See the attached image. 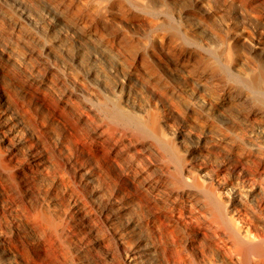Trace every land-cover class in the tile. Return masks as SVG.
Segmentation results:
<instances>
[{
  "label": "rangeland",
  "instance_id": "1",
  "mask_svg": "<svg viewBox=\"0 0 264 264\" xmlns=\"http://www.w3.org/2000/svg\"><path fill=\"white\" fill-rule=\"evenodd\" d=\"M27 1H28L29 7L32 8L33 10L34 9H41L43 7L52 8V10L55 13H57L61 16L63 23L67 24L68 26H72L73 28L76 27L75 29L80 35H86V34H90V33L95 34V32H96V34H95L96 38L94 37V39L92 40V41H94L93 42L94 44L93 43H87L85 45V47H86L85 51H84V53L86 52L85 54H89L90 50H91V52L98 51L97 49L102 50V51L106 50L105 52L111 58L113 56V58H112L113 60H114V58H115V60H116V58L118 59V57L122 60V63H121L122 67L121 68L124 71V73H128V72H130L129 70H131L132 68H134V69L136 68L137 70L136 69L135 70L133 69V70L136 71V74L138 75L139 80H136L133 85L138 89V91L140 90L139 92L143 93L144 98L147 99L149 104L147 103V101H145L146 110H147L149 115L151 114L150 117H152L154 120H156V117H157V121L158 120L160 121L164 114L165 115L168 114L167 113L168 110L163 109V107L160 108L161 100H163L165 103L167 102L166 103L167 105L171 106L172 108H175L178 111V117L174 118V121H173V124L175 126H181L183 121L188 120V122L191 123L190 128H194V130L196 132H198L199 134L205 133L206 130H209V132L212 134L214 133L213 135L210 133L207 134L206 140H207V143L209 144V146L212 147V149H210V151L211 150L212 151H211L210 155L208 156V158L205 157L206 161L204 160V162H207L206 165L209 166V170H211L212 172L214 171V173H216V176H215L216 178H215L213 183H214V186H217L216 187L217 190H216V188H214V189L216 191H219L218 193L220 196H221L220 193H223V195L221 196L222 200L226 199L225 194L227 192H228L227 194L231 193L230 189L232 188L233 185H236V184L242 185L243 184L244 186L245 185L248 186V188L254 192L257 199L260 198L264 202V188L260 189V186H264V172L262 171V173H261V172L254 171L255 173H252L251 175H243L244 173H242L241 171H238V170H234V168H233L234 165L236 164V162L241 160V159H239V158H242L240 156H244L243 157L244 159L242 158L244 160V162L246 160L249 161V163H246L247 161L245 162L247 164L246 166H249L253 163L252 166H250V167H252L251 169H253V170H255L256 166H259L261 164L264 165V150H263L264 147H263V149L259 148L258 150L255 149V151H253L254 148L252 147L251 142H249L250 140L247 139V141H246V136L248 138V135H244V133L250 134L252 129L254 130L257 128L256 126L264 123V95H263L264 92L262 91L260 93L261 89L264 90V88H262L264 86V85L262 86V84L264 83V78H262L263 76L261 77V75H259V76L257 75L259 77V79H258V77L256 76V74H260V73L263 74L264 73V63H263V61H261L258 57H256L251 52V48L249 45L247 46V44L244 45V43H240L237 46H233L232 49L229 46H226L227 45L226 44L225 45L226 47H223V48H225V51L223 50V48H221V44L224 45L223 42L226 41L225 37H227V35H228L227 34L228 30L222 25V23L224 21H226L232 25L241 24L243 26L245 24L244 25V27L246 28L245 30L248 31L247 33L250 36L251 35L253 37L256 36V38L264 36V6H263L264 0H258V1L257 0H205L214 14H207L204 10L199 9L195 5L194 0H178V1L177 0H147V3L145 4L146 6L145 5H139L140 3H138L137 1H135L136 3H134L132 0H27ZM103 1H105V4H107V6H108L107 11H106L107 14L105 12H103V13L100 12L101 11L100 5L102 3H104ZM261 2L263 5L261 4ZM30 4H31V6H30ZM136 4H138V6ZM150 5H152V6H150ZM0 6H1L0 7L1 8V10H0V21H1L0 37H1V39L4 41L12 40V41H14V43L15 42L17 43L19 41L18 43L24 44V42H25L29 46L27 44H24V45H26L31 50L33 49L32 51L34 53L33 58L29 59L28 62L26 61V64L23 65L24 68L18 67L12 62L5 63L4 73L6 76L4 75V78H3L4 80L1 84L5 88V90L7 91V94L9 96L10 100L12 101L11 103L16 107V109L18 108L19 113H21L22 117H24V120L26 121V123L28 125L30 124L31 125V126L29 125L30 127H33L32 129H34L35 132H37L36 134L39 133L37 135L38 139H36L37 142L36 141H34L35 143L33 142L34 145H37L39 143L38 145L42 146L43 149L45 150V155H44L45 158L42 160L43 162L40 163L42 168H41L40 164L36 165L35 163H33L31 161V159L25 154L21 155L22 157L21 156L19 157V158H21V160L18 159L19 161L17 160L13 163L10 160H4L3 159L4 157H2L0 155V157L3 159V161H8V163L6 162L8 164L6 166H5L4 162L2 163V165L4 164L3 169H4L5 173L7 172L8 175H7V173L5 174L3 172V170H0V176L2 175L1 174L2 172L4 175V179L0 177L2 179V180L0 179V181H1V183H3V182L6 183V184L3 183V186H5V187H8V184H9V187L7 189L4 187L6 190H10V191H7L8 193L10 192L9 195L11 193H14V194H11V195H13L12 196L13 198H15L14 195L16 196V194H17V196L20 195L21 198L19 196H18V198L16 197L18 199V201L20 202L19 198L20 199L24 198V200H25V197H23V196L26 195L27 190L30 191L29 192V201L26 199V201H21L19 204L21 206L20 208H22V206L23 207L25 206L24 209L22 208L23 212L28 213V211L26 212V209L29 211H30V209L34 210L35 208H37L38 211L40 209L41 210L45 209L43 206H41V207L39 206L40 202H39V199L37 198V197H39L38 195L42 191L45 192V194L44 193L42 194L45 196L47 194V190H49L51 187L55 192H57L56 190H58L57 193L61 194V193H63L65 187L68 186L70 189V192L68 195L66 194L67 197L70 198V195L72 193L77 194L78 192H80L81 194L78 193L80 195L79 196V202L81 203V204L79 203L80 204L79 207L84 211L85 214H88V215L92 214V213H90L89 210L93 211L96 209L94 211V213H95V216H97L96 212L99 210L98 208L105 206L104 204H105V202H107V198H110V196L112 195L110 193H114V191L116 189L121 188V190H122V189L127 188L128 189L127 191L122 190L124 193L120 194V197H119L120 201L123 199L122 196L125 197L126 194L131 193V195H135V203L137 204V206H135V203H134L133 207H135V208L131 207L130 209H128L127 212L121 214L120 218H119L120 220H118V223L120 225H122V223H124L125 219H128V218L134 216V217H137L136 219L138 220V224L141 226L140 227L141 230L139 231V233H137V234L133 233L132 236L128 239L129 241L127 243H128L129 247H134L135 245L143 244L145 241H147V242L151 241L150 244H153L154 247H155V244L157 247L158 246L160 247L161 244L163 245V243H164V245L162 247H164L166 245L169 247V243H172L174 241V243H175V245H177V247H178V245H179V247L180 246L182 247L181 249L179 248L180 251H182L184 248V252L182 251L183 252L182 253L183 259L187 258V256L191 257V258H187L186 262L184 260L182 264H186L187 262H188V264H190V262L191 263H195V262L196 263H203V262H201L200 257L198 258V257L192 255L191 250H189L188 248L185 247L186 246V245H184L185 239L183 240V238H185V234L183 233L181 228L176 225V221L174 219H171V216L169 214H171V212H172V207L169 204V201L166 200V199H168L167 197H168L169 193L174 191L173 190L174 188L172 187V185H170L173 181L172 182L170 181V180H172V177H170L169 173L171 172V175L173 174V177H174V174H176L177 170L179 168H181V166L184 165L183 162L185 160L184 159L185 157H184L183 149L180 147V145L179 144L177 145L172 137L170 139L169 136H171V135L169 134L168 130L163 128L164 133L163 132H161V133L165 134V135H161V136L166 137V139H164L162 137L164 139V141L165 140L166 141L163 142L161 145H163V144L166 145L167 143L168 144L171 143L170 145H173L175 143L177 147L175 145H173L172 147L175 146V148H173V149L169 145V149L171 148L172 151H174V152H176V150L178 148V150H177L178 155H177V157L175 156V159H176L175 161H177L179 159V161H178L179 163L176 164L178 166V169L173 165L176 163L175 161H174L175 163H173L172 165H171V163H169V161L172 162L173 159L170 160V158L167 157V156H169V154L167 152L168 146L166 145L165 151L163 150L164 148L161 149V150H163V152H167V153H165L167 158L165 157V155L163 157H161L164 160V161L161 160V162L162 161L164 162V163L163 162L161 163V166H163V164L165 165V162L168 159H169L167 161L168 163L167 162L166 163L168 165L169 164L171 165V170L168 173V175L170 177L169 178L166 174L161 175L158 172H156V168H157L156 166H158V164H160L159 163L160 161H158L156 159L153 151L151 152V150L148 147H144L146 145L141 146V144L152 142V139L154 141V137L151 136L152 135L151 133H148L146 131H145V133L139 131L138 132L139 134H138L135 127L132 124L125 121L127 119V117H129V119H133L134 115L131 114L132 110H128L130 108H128V106L125 105V103H123L120 98L115 97L116 99H114V98H113V100L109 99L111 103L109 102V103H107V105H105V103L108 102V101H106V99L102 100L99 103L98 102L96 103L94 101L93 102L94 104L93 103L91 104V101L89 99H87V97L83 98L82 95H80V97H79V95L77 93H75V94H77L78 96H75V94L73 93L71 95L72 97L68 96L70 98H65V99H70V100H68V101H70V102H68L69 104L68 103L64 104L67 101L66 100L63 102V99H62V95H63L64 91H66L68 89V87H70V88L72 87V89H74V88H73V82H71L67 76H63L64 75L63 71L60 68H58V70L55 68L51 69V71L54 73H51L53 75L50 76V81L47 83L42 82L43 74H45L46 70L50 68L49 67L50 65L48 64L49 62H47V60H45L41 57V54H42L41 53L42 52V45L41 44L47 41L46 38L47 39L49 38L48 41H51V39L53 40L55 38V36H54L55 34H50V35L48 34L47 35L46 33L42 32V31L40 32V30L34 29L33 26L30 24L23 25L18 32L14 33V28H13L14 22H15V20L17 21V19H18V14L16 13L17 11L10 4L9 5L3 4ZM156 6L159 8H156ZM178 6H179V8H178ZM160 7H161V9H160ZM180 7H181V9H180ZM159 9L161 11H159ZM181 10L187 11L189 16L180 20V19L176 18L177 16L175 15V13H177L178 11H181ZM104 13L107 15V18L104 17L105 16ZM172 14L175 17H173ZM193 15H195V16H193ZM195 18L197 20H202V21H205L208 23L207 26L210 29V31H212V35H214V34L216 35V36L214 35L213 37L215 38V41L217 42V45L219 47H217L215 45L214 47H212L213 49L212 48L208 49L209 47L202 44V41L189 31L188 26L192 25V23L194 21H196ZM106 19H107V21H106ZM184 19H186V20H184ZM127 23H129V24L134 23L133 24L134 27H131ZM86 31H88V32H86ZM157 35L161 36L162 39H160L161 37H159V36L157 38H155V36H157ZM163 37L166 40L164 42H163V40H164ZM39 38H41V39H39ZM66 38L69 39V37H65L64 39L66 41H63L64 44H67L68 46H70L73 43V46H75V47L73 48L72 46H70V49L71 50L73 49L72 51H76L77 46L75 44L73 36H70L71 39H69V41ZM42 39L43 40L45 39L46 41H43ZM157 39H160V40H157ZM195 39L199 40V42L196 41ZM38 41H39V43H38ZM161 41L163 42L162 44H161ZM221 41H223V42H221ZM196 42H198V43H196ZM220 42H221V44H220ZM95 43H96V46H95ZM194 43H196V45ZM58 47L59 46L55 47V50L58 51L59 50ZM202 47L204 50L202 49ZM205 47H207V48H205ZM216 47L219 48L218 51L219 50L221 51V49H222V51H221L222 54L220 53V51L215 53V50L217 49ZM87 48H89V49H87ZM226 48H230V51H229V49H226ZM241 49H243V50H241ZM213 50H214V52H213ZM249 51H250V53H249ZM238 52H240L241 54L243 53L244 55L243 54L241 55L240 53L238 54ZM218 53H220L221 55H219ZM234 54H236L238 57L239 56L245 57L244 59L248 62L247 67L249 66L248 67L249 71H251L253 74L255 73V75L250 73L252 76H254V78L252 76H250V77H252V80L250 78L249 81L245 82L246 80L243 78V80H245L244 83L245 84L247 83L246 87H244L245 86L244 83L241 84L242 82H240V80H237L240 77H238L237 75L234 76L235 73L231 70V68H230L231 65H228V66L226 65L227 62L229 63L230 59L233 62L235 60V59L233 60V58H237V56ZM227 55H230L231 57H229V56L227 57ZM224 56L227 57L226 58L227 60L225 59ZM232 56H233V58H232ZM157 58H158V60H157ZM222 58L224 59V61ZM160 62H161V64H159ZM162 64L168 65L171 67H173V66L179 67V68L185 67L184 68L185 74L187 76H192V78L194 77L193 81L190 84L191 87L197 86L196 85L197 79H199L200 81L202 80L203 82L202 81L201 82L205 86L203 88L202 94L204 97L206 96V99H207V97H208V99H211V100H214V99L216 100L217 98L219 100L227 99L228 101L226 103V107L231 112L230 113L232 116L231 121L225 122L226 123L225 124L223 121L218 119V117H216L212 113H210L209 110L201 108V107H199V108L194 107V111H193L192 110L193 107L190 105L191 104V102H190L191 101L190 100L191 95L186 94V93L180 94V92L176 91L175 82L164 72V70L162 68ZM249 64H252V66ZM261 64H262V66H261ZM103 65L106 68V70H108V65L106 63H103ZM32 67H34V68H32ZM36 67L37 68L39 67V70ZM25 68H26V70H25ZM229 68H230L231 72H229ZM31 69H34L35 71L36 70L37 71L35 72L33 70V72H31ZM75 69H77V71H78V68H75ZM138 70L141 71L139 74L137 73ZM77 71L75 70L74 72L77 74ZM80 72L81 71H79V73ZM256 72H259V73H256ZM81 73H80V75H81V77H83L84 82L86 81L85 79H87V81L85 82L87 84L90 80L88 78H85V76L82 75ZM80 75H78V76L80 77ZM107 75H109L107 77L110 78L109 80L107 79V81L112 83L113 82V77H112L113 75H111L109 73H107ZM260 77L263 80H261ZM60 80H61V82H60ZM243 80L241 79V81H243ZM200 81H198V82H200ZM252 81H253V83L256 82L255 85L259 84L262 87L259 88L258 85L255 86L254 84H251L250 82H252ZM257 82H259V83H257ZM71 83H72V86H70ZM248 84H250V85H248ZM248 86H249V88H247ZM251 86H253L252 91L250 90ZM29 88L32 90L31 92L27 91ZM230 88L231 89L234 88V89L231 90ZM37 89H40L43 92V93L41 92V98H38L36 96L35 92H38V91H36ZM40 90H39V93H40ZM244 92L246 95H244ZM247 92H248V94H247ZM228 93H231V95L229 94L230 95L229 96ZM43 94L45 95V97ZM58 94H60V95H58ZM182 94H184V95H182ZM242 94H243V96H242ZM232 95H234V96H232ZM45 98H46V100H45ZM43 99H44V101H41ZM48 99H50L51 101ZM71 99H72V101H71ZM85 99H87L88 101L87 100L85 101ZM60 100H61V102H60ZM104 101H106V102H104ZM112 101H113V103H112ZM30 102H31V104H30ZM45 102H47V103L50 102V105H48ZM26 103L28 104L27 106H26ZM59 104L61 106H59ZM89 104H91L92 109L87 108ZM95 104H97V106ZM83 105H84V107H83ZM100 105H105V107L103 106L104 108H102ZM113 106H115V107H113ZM190 106H191V109H190ZM29 107H31V108H29ZM116 107H118V108H116ZM119 107L121 109L123 108L122 112H121V110L119 111ZM82 108H84V109H82ZM114 108H115V110L112 111V109H114ZM195 108H198V109H195ZM60 109H63V110L61 111ZM86 109H87L88 114H89V119L82 120L80 115L84 110H85V112H87ZM106 109H108V112L110 111L109 112L110 114L108 112H106ZM150 109L152 110L151 112H150ZM201 110L206 111L209 114V116H211V114H212V117L206 116L208 114H206L205 112H202ZM113 112H116L120 116L122 114L121 117H123V119H125V120L119 119L117 121L116 117L114 116V118H113V116H112ZM252 112H253V115L255 117H258L255 119H258V121H260V122L256 121L255 119L253 120L255 122L247 121V118L249 117L248 115H250V113H252ZM107 113L111 118H107V117H109L107 115ZM133 113H136V115H139V113L137 111L133 112ZM254 113H256V114H254ZM54 114H56V115H54ZM124 114L125 115L128 114V115L125 116ZM130 115H132V116L130 117ZM253 115L251 114V116H253ZM195 118L198 119L199 121L194 120ZM40 119L42 120L43 123L41 122ZM105 119H106V121H105ZM109 119H111V120L113 119L114 121L111 122V120H109ZM120 121H121L122 127L119 126L120 128L117 129L116 125L117 126L120 125ZM196 121L199 124L196 123ZM115 122H117L118 124H116ZM41 123L45 124V126L42 125ZM114 123H115V127H114ZM97 124H100V125H97ZM192 124L193 125L195 124V125L193 126ZM207 124L209 125V127H207ZM255 124H257V125H255ZM95 126H96V128H95ZM102 126H104L103 127L104 130H105V128H109L110 126L114 127L116 129L117 136L122 135V137L125 138L128 135H131V136H129V139L125 138L126 139L125 144L123 143L120 145L119 153L117 151H115L116 152V154H115V152L112 150L113 149V148H111L112 141H110L109 137L106 138L100 144L98 141H94V139L97 140L95 138L94 131L96 129H102L101 128ZM131 126H133V127H131ZM159 126H161V130H162V127H163L162 124ZM205 127H207L206 130L204 129ZM121 128H124V129H121ZM211 128L213 130H210ZM130 130H132V131H130ZM215 130H217V132ZM120 131H121V133H119ZM211 131H214V132H211ZM220 131H221V133H220ZM222 132L226 133L225 135H229V136H225L224 134H223L224 136L219 135V134H222ZM92 133L94 135H92ZM141 133H143L144 136ZM146 133L150 134L151 137H147L148 134H146ZM234 134H236V136H234ZM239 134L241 136L243 135L245 137L244 141L242 140V139H244V137L242 136V139H241V136H239ZM216 135H218L219 137H217ZM132 136H133V138H130ZM142 136L145 138V141H148V142H143V141L141 142V140H144V138ZM220 136H222V137H220ZM64 137H66V138H64ZM134 137L135 138L138 137V138L136 140H133V139H135ZM139 137L141 139H139ZM223 138H225V139H223ZM83 139H84V141H86V140L87 141L84 142ZM163 139H161V140L163 141ZM226 139H228V140H226ZM61 140L64 142V144H63L64 148H62V151L60 152L56 148V143L58 144L59 141H61ZM171 140H173V141L171 142ZM78 141H79V143H78ZM82 142H84V144ZM97 142H98V144H97ZM86 143H89V144H87V146H86L85 145ZM101 144H103L104 146L102 145L103 146L102 147ZM126 144H127V146H126ZM132 144L133 145H135V144L139 145L138 147H140L141 153L142 154L145 153V155L147 157L146 160H145L144 154L140 155L141 154L140 152H137V151L134 152V147ZM96 146L99 148H97ZM164 146H162V147H164ZM85 147L87 149H85ZM110 148H111V152L112 151L113 152L112 153L109 152L110 153V155H109L107 151H109ZM147 148H148V150H147ZM1 149L2 148L0 146V152L2 151ZM120 149H122V150H120ZM148 151H149V155L147 154ZM117 153H118V155H117ZM244 153L245 154L247 153V154L244 155ZM251 153L253 154V156H252L253 159L251 157V155H252ZM114 154H115V156H114ZM132 154L136 155L137 157L140 155L139 156V157H141L140 160H138L139 157L136 159V156H134ZM248 154H250V155H248ZM71 155H72V157L73 156L74 157L72 158ZM76 156L79 158H77ZM131 156H132V158H131ZM248 156H250V157H248ZM69 158L70 159L72 158L71 160H74L76 162L75 164L77 166H82L84 168L87 167V168H92V169L95 168L96 177H97V181L95 183V186L96 187H103L102 191L104 193L103 194L101 191L97 197V206L98 207L97 206L95 207L93 205V203L89 200V198H87L88 193L91 192L93 187L91 188L92 185H89L90 183L87 184L85 172H80V173L76 174L74 169L68 168L66 166V164L70 161ZM150 158L154 162L152 160H150L151 161L150 162L148 160ZM249 158L254 160V161H252V163H251V160ZM24 159H25V162H23ZM141 159L144 162V164H143V162L142 163L140 162ZM27 160L28 161L30 160V161L28 162ZM129 161H131V163ZM22 162L25 163L26 165L23 164ZM137 162H139V164ZM152 162L155 163L156 165L153 164ZM223 162L225 164H227L228 166L224 170H219L218 165L223 163ZM18 163H20V164L18 165L17 168H19V169L21 168L22 172L18 171V174L14 173L15 174V176H14L13 173H10L11 172L10 168L14 167L15 165L17 166ZM149 163L155 165V166L151 165L154 168L150 167ZM254 163H256V164H254ZM257 163H258V165H257ZM9 164H13L14 166L12 165V167H9ZM61 164H63V165H61ZM87 164H89V165H87ZM147 164H149V165H147ZM2 165L0 164V166H2ZM28 165H29V167H32V172H30L31 175H29L28 171L27 172L24 171L25 166H28ZM140 165H142V166H140ZM145 165L147 167L149 166L152 171H150L149 167L145 168ZM36 166H38V167H36ZM139 166H140V169H139ZM4 167H6V168H4ZM7 167H9V168H7ZM63 167H64V169H63ZM134 167L138 168L139 171H137V169L135 170ZM133 168H134V170H133ZM175 168H176V170H175ZM0 169H2V168L0 167ZM38 169H39V171H38ZM61 169L67 171L69 174H67L65 171H62ZM146 169H147V171H145ZM33 170H35V171H33ZM43 170L44 171L46 170L47 172L46 171L44 172ZM172 170H175L176 172L172 171ZM181 170H182V168H181ZM148 171H149V174H148ZM12 172H14V171H12ZM23 172L27 173V174H24ZM42 172H44V173H42ZM136 172H137V174L139 173L141 175L140 176H139V174L137 175ZM153 172H154V174H153ZM195 172L197 174V178H200V180L202 178L204 179L203 174L200 171H198V169H196ZM33 173H34V175H33ZM47 173H48V175H47ZM177 173H178L177 176L178 175H179V177L182 176L179 174V172H177ZM69 175H71L72 178L75 175L74 181L72 178L71 179L69 178L70 177ZM160 175H161L160 179H163L162 181L164 183L159 182L158 178L160 177ZM6 176H8V177L10 176V178H12V179H10L11 182L9 181V178L7 179ZM66 177H68V178H66ZM149 177L151 178L152 183H153V181L158 180V184L156 182L154 184H152L150 182L151 180L148 179ZM179 177H177V178H179ZM164 178H165L166 182L164 181ZM167 178L170 180L168 181ZM134 179H136V180H134ZM146 179H147V182H146ZM181 179L183 180V177ZM180 180H176V181H180ZM182 180H181L180 184L178 183L179 185L175 183L176 185L174 187L176 189L181 187V185H182V187H184L182 184V182L184 183V181H182ZM71 181L74 182L73 184H75L76 188L73 185H71L72 184ZM167 181H168V183H167ZM176 181H174V182H176ZM174 182H173V184H174ZM11 183L13 186L11 185ZM80 183H81V185H80ZM83 183H84V185H83ZM149 183L152 184L153 186L156 184L155 185V187L157 186L156 193L157 192L160 193V194L157 193V195H159L160 197H161V194L162 195L164 194L163 199L166 198L165 199L166 201L164 200L165 202L163 200H161V198L159 199V196L157 198L156 193H150L151 192L150 189L146 188V186L148 187V185H150ZM159 183H161V184H159ZM224 183L228 184L227 185L228 189H226V190H223L220 187V184H224ZM77 184H79V185L77 186ZM103 184H104V186H101ZM107 184L109 187L106 186ZM260 184H263V185H260ZM116 185L117 186L123 185V186L117 187ZM159 185H161V187ZM255 186L259 187V189H256ZM113 187H114V189H113ZM115 187H116V189H115ZM84 188H86V189H84ZM219 188H220V190H218ZM14 189H16V190L14 191ZM130 189H131V191H130ZM135 190H136V192H135ZM137 190L139 191L140 195L137 192ZM16 191H18V193H16ZM19 192H20V194H19ZM23 194H25V195H23ZM100 194H101V196H100ZM105 194H107L109 196H107V195L105 196ZM166 195H167V197H165ZM142 197H143L144 202H143V205H140L139 202L142 200ZM82 200H84V201L89 200V203H87L88 201H86V203H85ZM136 200L138 201L139 204L136 202ZM24 202H26V204ZM98 202H100L101 204ZM219 202H221V201H219ZM23 203L25 205H22ZM84 203H85V205H84ZM257 203H258V201L249 200L247 202V207H248L247 213H249V214L251 212L255 213V214L251 213L250 215L253 216L257 220V222L259 221L258 224H261V223H264V203H263V205H259ZM90 204H92L90 207L91 209L88 207V206H90ZM221 204H222V202H221ZM253 204H254V207H252ZM86 205H87V207H85ZM248 205H250L251 207H249ZM165 206L170 207V210H169V208H167ZM222 206H223V204H222ZM30 207H32L33 209ZM83 207L86 209H84ZM37 209H35V210H37ZM117 209H118V207L114 206V209H111V210L114 211ZM133 209L135 212L133 211ZM162 209H164V211H162ZM47 210L48 209H45L44 211H46L48 213L49 210L48 211ZM86 210L88 213H86ZM131 210H132V213H131ZM168 210H169V213H168ZM161 211L164 213L160 214ZM133 212L135 213V215ZM50 213H52V212L50 211L48 214L50 215ZM59 213H60V215H58V213H54L53 216L50 215V217L51 216H52V218L54 217L53 220L55 222L54 224H56V225L59 222L57 219L59 217H57V218H55V217L61 216V212H59ZM94 213H93V215H94ZM154 213H155V216L158 215L160 220L155 218V217L154 218L151 217V214H154ZM159 214H160V216H159ZM256 214H258V215H256ZM146 215H148V216L150 215V216L146 217ZM161 215H163L164 217L168 216V218L170 217L169 218L170 220L167 217H165L167 220L166 222H168V225H167V223H166V225L163 224L164 226H161L159 224V223H161ZM95 216H94V219L96 222L98 220L96 219ZM122 216H123V218H122ZM242 216H244V214ZM147 219H149V220L147 221ZM153 221H154V223H153ZM3 222L4 223L7 222V219L5 218L3 220ZM97 223L100 226V228L102 227L100 229V231L102 230V233L101 232L100 233L103 234V232H104V235L106 236V238H107V236L109 237V238H107V243L110 242V244L108 243L109 246H111V248L113 246L115 251H117V252H115V258L117 261L118 259L121 258L120 256L122 255V253L119 252L120 250H118V249L116 250L117 247L115 245V242L113 241L112 237L109 235L108 230H106L107 226L105 225V223L101 224L103 226H101L99 224V222H97ZM144 223H145V225H144ZM158 224H159V226H158ZM104 226H106V227H104ZM261 226L264 227V224L263 225L261 224ZM169 229H171V230L169 231ZM162 230H164V233ZM167 230H168V233H167ZM173 231H175V232H173ZM170 233L173 236H170ZM167 234H169V235H167ZM53 235H55V234H53ZM56 235H59V234L56 233ZM166 236H170V238H168ZM57 237H59V236H57ZM53 238H54V236H53ZM53 238L51 240V242L53 243V247L51 246L52 250L50 249L51 257H49V260H47V262L45 264H72L71 260L74 258V255L73 256L70 255L71 257H73L72 259H71V257H68L69 249L65 246H64L65 249H63L64 247L62 246V243L60 244L61 241L60 242L57 241L56 237H55L56 240H54V242H55L54 243ZM152 238H153V241L151 240ZM206 238L207 237H203V239H201L202 242L204 241L203 243L201 242V244L203 246H205L204 251L206 250L205 255L208 257L207 261L209 262V261H215L216 260L217 263L218 262L222 263L223 259L220 257V251L218 252V250H216L217 248L213 244H210V243L207 244L208 241ZM21 239H22V241H21ZM21 239L19 240V244L22 245V247H23L26 244V240L24 238H21ZM58 240H59V238H58ZM113 242H114V244H113ZM52 243L50 245H52ZM20 245H19V247L21 248ZM26 246L27 245H25V247H23V249L21 248L22 249L21 251L23 254L28 256V253L26 251L27 250ZM157 247H156V249H159V251L154 249V250H156L155 251L156 254H152V255L148 256L147 259L149 258L148 261H150L151 263H152V261H154L155 264H160V263L164 264V262H163L164 259H162V258L169 256L168 255L169 253L167 254V252L164 250L165 253L162 252L163 253L162 254L161 249L159 247L158 248ZM66 248H67V250H66ZM59 249H60V252L62 254L59 253ZM114 249H113V251H114ZM23 250H25L26 252ZM62 250H63V252H62ZM162 251H163V249H162ZM186 252H187V256H186ZM55 253L58 254L57 255L58 257L55 255ZM63 253H67V255L65 254L67 259H65ZM184 253H185V255H184ZM59 254H61V255H59ZM52 255H55L56 258H54V257L52 258ZM84 255L88 256L89 252L85 251ZM163 255H165V257H163ZM217 255H219V256H217ZM69 258H70V260H69ZM168 259H169V257H168ZM2 260H4L3 257H2ZM120 260H118V261H120ZM110 262L111 261H109L108 264H113ZM204 264H206V263H204Z\"/></svg>",
  "mask_w": 264,
  "mask_h": 264
},
{
  "label": "bare ground",
  "instance_id": "2",
  "mask_svg": "<svg viewBox=\"0 0 264 264\" xmlns=\"http://www.w3.org/2000/svg\"><path fill=\"white\" fill-rule=\"evenodd\" d=\"M132 1L134 3H136L135 1H137L138 3H140L139 5H145L147 3V0H132ZM103 2L104 3H102L100 5V10H101L100 12H102V13L105 12L107 14L106 11H107L108 6H107V4H105V1H103ZM194 2H195V5L199 9L204 10L207 14H214L205 0H194ZM3 4L4 5L10 4L17 11L16 13L18 14V19H17V21L15 20V22H14V27H13L14 33L18 32L23 25L30 24L33 26L34 29L40 30V32L42 31V32L46 33L47 35L48 34L49 35L55 34L54 35L55 38L53 40L51 39L53 36L50 38L51 41H48L49 38L48 39L46 38L47 41L45 39L44 40L42 39L43 41H46L44 43H42L40 41L42 43V44L40 43L42 45L41 57L43 59L47 60V62H49L48 64L50 65L49 66L47 64L50 68L46 70L45 74H43V78H42L43 80L42 79L41 80L44 83L49 82L50 76L53 75L51 73H54L51 71V69H53V68H55L57 70H58V68H60L63 71V73H64L63 76H67L69 78V80L71 82H73V88H74V89H72V87L71 88L68 87V89L66 91H64V93L62 95L63 102L67 100L64 104L70 102V101H68L70 99H65V98H70L68 96H71L73 93L74 94L77 93L79 95V97H80V95H82L83 98L87 97V99H89L91 101V104L94 101L96 103L97 102L99 103L102 100L106 99V101H108V102H106V101H104V102H106L105 105H107V103L110 102L109 99H111V100H113V98L116 99L115 97L120 98L121 101L123 103H125V105H127L128 108H130L128 110H132L131 114L134 115V118L129 119V117H127V119L125 120V119H123V117H121L122 114L120 116L116 112L112 113L113 118L115 116L117 121L119 119H121V120H125L126 122L132 124L135 127V129L137 130V133L139 131L145 133V131H146V132L152 134L151 136L154 137V141L152 139V142H148V141H145V138L143 137L144 134L141 133L143 135L142 137L144 138V140H141V142L142 141L148 142V143L141 144V146L146 145L144 147H148L151 150V152L153 151L156 159L158 161H160L159 162L160 164H158V166H156L157 167L156 172H158L161 175L166 174L169 177L168 173L171 170V165L175 162L176 163L173 165L178 169V166L176 164L179 163L178 162L179 159L177 158L178 160L175 161L176 160L175 156L177 157V155H178L177 154L178 148H177L176 152L172 151V149L175 148L176 144L177 145L179 144L180 147L183 149L184 157H185L184 158L185 160L183 162L184 165L181 166L182 170H181V168H179L180 170L178 169L179 171L177 170V172H179V174L182 176L181 177H179V175L177 176L178 173L175 171L176 170V168H175V170H172V171H175L176 174H174V177H173V174L171 175V172H170L169 174H170V177H172V180H170L168 178H167V180L174 182L176 180H180L183 177V180L182 179L181 180L184 181V183L182 182L184 187H182V185H181V187H179L177 189L174 187L176 184H178V183L180 184L181 180L174 182V184L172 182L170 185H172V187L174 188V189L173 188L172 189L174 191H172L170 193L168 192L169 193L168 197H167V195L165 196L168 199H166V198L165 199L169 201V204L172 207V212L170 211L171 214H169L171 216V219H174L176 221V225L179 226L181 228V230L183 231V233L185 234V238H183V240L185 239V242H184L185 243L184 245H186L185 247L188 248L189 250H191L192 255H194L198 258L200 257L201 262H203V263H196V262L191 263L188 260L190 262V264H204V263H206V264H264V227L261 226V224L263 225L264 223L258 224L259 221L257 222V220L253 216L250 215L252 212L250 214L247 213V208H248L247 202L249 200L258 201L257 204H259V205H263L264 202L260 198L257 199L254 192L252 190H250L248 188V186H246V185L244 186L243 184L242 185L241 184L233 185L232 188L230 189L231 193L227 194L228 192L226 191L227 192L225 194L226 199L222 200L221 196L223 195V193H220L221 194V196H220L218 193L219 191H216L217 186H214V183H213L215 178H216L215 177L216 173H214V171L212 172L211 170H209V166L206 165L207 162H204L205 157L208 158V156L210 155V153L212 151V150L210 151V149H212V147L209 146V144L207 143V140H206L207 134L210 133L209 130H206L207 127H209L208 124H207V127L204 128L206 130V132L203 134H199L198 132H196L194 130V128H190L191 123L188 122V120L183 121L181 126H175L173 124V121H174V118L178 117V111L175 108H172L171 106L167 105L166 104L167 102L165 103L163 100H161L160 108L163 107V109L168 110V112H167L168 114H166V115L164 114L165 116L163 115V117L160 120L161 122L159 120L157 121V117H156V120H154L152 117H150L151 114L149 115L147 110H146L145 101H147V99H145L143 93H140L139 92L140 90L138 91V89L133 85L136 80H139V77L136 74V71H134L136 68L135 69L132 68L131 70H129L130 72L124 73V71L121 68L122 67V64H121L122 60L119 57H118V59L116 58V60H115V58H114V60H113L112 59L113 56L111 58L105 52L106 50L102 51V50L97 49L98 51H95V52L94 51L91 52V50H90L89 54H85L86 52L84 53L85 48H86L85 45L87 43H93L94 42L92 40L94 39L96 32H95V34L90 33V34H86V35H80L76 31V29H75L76 27L73 28L72 26H68L67 24L63 23L61 16L59 14L55 13L52 10V8L43 7L41 9H34L33 10L32 8L29 7L27 0H0V5H3ZM261 4H262V2H261ZM136 5L138 6V4H136ZM30 6H31V4H30ZM150 6H152V5H150ZM156 8H159V7L156 6ZM178 8H179V6H178ZM160 9H161V7H160ZM160 9H159V11H161ZM180 9H181V7H180ZM0 10H1V8H0ZM105 13H104V15H105L104 17L107 18V15ZM175 15L177 16L176 18H178L180 20L189 16L187 11H182V10L175 13ZM193 16H195V15H193ZM173 17H175V16L173 15ZM184 20H186V19H184ZM106 21H107V19H106ZM127 24L130 25L131 27H134V25H133L134 23L133 24L127 23ZM207 24L208 23L205 21L196 19V21H194L192 23V25L188 26V29L193 35H195L197 38H199L202 41V44L209 47L208 49H211L215 45L217 47H219L217 45V42L215 41V38L213 37L215 34L212 35V31H210ZM0 25H1V21H0ZM222 25L228 30V33H227L228 35H227V37H225L226 43L221 41V42H223L224 45H222L220 42L221 48L229 46L232 49L233 46H237L240 43H244V45L247 44V46L248 45L250 46L251 52L256 57H258L261 61H263V63H264V36L257 37V38H256V36L255 37H253L252 35L250 36L247 33L248 31L245 30L246 29L244 27L245 24L243 26L241 24L232 25V24L224 21L222 23ZM0 31H1V28H0ZM86 32H88V31H86ZM70 36H73V38H74L75 44L77 46V50L75 49L76 51H72L73 49L72 50L70 49V46H72L73 48L75 47V46H73L72 42H71L72 43L71 45L69 44L70 46H68L67 44H64V42H63V41H66L64 39L65 37H69V39H71ZM158 36L159 35L155 36V38H157ZM159 37H161V36H159ZM39 39H41V38H39ZM69 39H67V40L69 41ZM160 39H162V37ZM160 39H157V40H160ZM6 41L2 40L0 37V146L2 148L0 155L2 157H4L3 158L4 160H10L13 163V162L17 161L18 159L21 160V158H19V157L21 155L25 154L31 159V161L33 163H35L37 165V164H40L41 162H43L42 160L45 158V156H44L45 150L43 149V147L38 145L39 143L38 144L36 143L38 146L34 145V143H35L34 141L37 142L36 139H38L37 135L39 133L36 134L37 132H35V130L32 129L33 127H30L31 125L29 124L30 125L29 126L26 123V121L24 120V117H22L21 113H19L18 108L16 109V107L11 103L12 101L10 100V98L7 94V91L5 90V88L1 84L4 80L3 78L5 75V73H4L5 63L12 62L16 66L24 68L23 65L26 64V61L28 62L29 59L33 58L34 53L32 51L33 49L31 50L26 45H24V44H27L25 42L23 44V43H18L19 42L18 41L17 42L18 44L16 42H15L16 43L15 44L14 41H12V40H9L7 42ZM164 41H166L165 38H164L163 42ZM196 41L199 42V40H196ZM163 42L161 41V44ZM198 42H196V43H198ZM38 43H39V41H38ZM196 43H194V44L196 45ZM57 46H59L58 51L55 50V47H57ZM95 46H96V43H95ZM207 47H205V48H207ZM230 48H226V49H229V51H230ZM87 49H89V48H87ZM202 49H203V47H202ZM218 49L219 48H217L215 50V53L220 51V50L218 51ZM223 50L225 51V48H223ZM241 50H243V49H241ZM221 51H222V49H221ZM221 51H220V53H221ZM213 52H214V50H213ZM220 53H218V54L221 55L222 53L221 54ZM239 53L240 52H238V54ZM249 53H250V51H249ZM236 54H234V55H236ZM228 56L231 57L230 55H227V57ZM233 56H232V58H233ZM227 57H225V59ZM244 58L245 57H243V56H239V57L237 56V58H233V60L235 59L233 62L231 59L229 60V63L227 62L228 64L225 62L227 66L231 65L230 68L235 73V74L233 73L234 76L237 75L240 78L242 77L241 78L242 80H243V78L246 80V81L245 80L241 81V79L237 77L238 78L237 80H240V82H242L241 84H243L244 81L245 82L249 81L250 78L252 80V77L254 78V76H252L250 74L252 72L249 71V69H248L249 66L247 67L248 62ZM157 60H158V58H157ZM223 61H224V59H223ZM103 63H106L108 65V70H106ZM159 64H161V62ZM249 65L252 66V64H249ZM261 66H262V64H261ZM34 67H32V68H34ZM39 67L38 68L36 67V68L39 70ZM75 68H78V71ZM162 68H163L164 72L175 82V84H176L175 89L177 92H180V94L186 93V94L191 95V99H190L191 104L190 105L193 107L192 108L193 111H194V107H198V108L201 107V108L209 110L210 113H212L214 116L218 117V119H220L224 123L231 121V117H232L230 114L231 112L226 107V103L228 101L227 99L219 100L217 98L216 100L215 99L211 100V99H208V97L206 99V96L204 97L202 94L203 88L205 87L204 84L202 83L203 81L201 80L202 81L201 82L199 79H197V82H196L197 86L196 87L192 86L193 87L192 88L190 84L193 81L194 77L192 78V76H187L185 74V69H184L185 67L184 68H179V67H174V66L171 67V66L162 64ZM230 68H229V72H231ZM25 70H26V68H25ZM33 70L34 69H31V72H33ZM75 70L77 71V74L74 72ZM79 71L82 72V73L81 72L80 73L82 75H84L85 78H88L90 80V81L88 80L90 82V83L88 82L89 84L85 83L87 81V79H85L86 81L84 82L83 77H81ZM140 72H141L140 70L137 71L138 74ZM107 73L113 75L112 76L113 77L112 83L107 81V79L108 80L110 79L107 77V76H109V75H107ZM256 73H259V72H256ZM78 75H80V77ZM253 75H255V73ZM257 75L258 76L261 75V77L263 76L262 78H264V73L263 74H261V73L256 74V76ZM250 76H252V77H250ZM262 78H261V80H263ZM258 79H259V77H258ZM198 81H200V82H198ZM60 82H61V80H60ZM250 83L254 84V85L256 84V82L253 83V81ZM257 83H259V82H257ZM246 84H245V86L244 85L243 86L246 87L247 86ZM248 85H250V84H248ZM257 85L260 88L264 85V83L262 84V86L259 84H257ZM257 85H255V86H257ZM70 86H72V83ZM247 88H249V86ZM252 88H253V86L250 87L251 91H252ZM262 88H264V86ZM233 89H231V90H233ZM39 90L40 89H37L36 91H38V92H35V93H36V96L38 98H41V92L42 91L40 90V93H39ZM27 91L31 92L32 90L29 88ZM262 91L264 92V90L261 89L260 93ZM77 94H75V96H78ZM229 94L231 95V93H228V95ZM247 94H248V92H247ZM58 95H60V94H58ZM182 95H184V94H182ZM244 95H246L245 92H244ZM263 95H264V93H263ZM232 96H234V95H232ZM242 96H243V94H242ZM44 97H45V95H44ZM87 99H85V101ZM45 100H46V98H45ZM48 100H50V99H48ZM41 101H44V99ZM71 101H72V99H71ZM60 102H61V100H60ZM45 103H47V102H45ZM112 103H113V101H112ZM147 103H148V101H147ZM30 104H31V102H30ZM47 104L50 105V102ZM91 104L88 105V107H87L88 109H92ZM27 105L28 104L26 103V106ZM95 105L97 106V104H95ZM105 105H100V106L102 108H104ZM59 106H61V105L59 104ZM191 106H190V109H191ZM83 107H84V105H83ZM113 107H115V106H113ZM29 108H31V107H29ZM116 108H118V107H116ZM198 108H195V109H198ZM82 109H84V108H82ZM60 110L62 111L63 109H60ZM113 110H115V108L112 109V111ZM120 110L122 112L123 108L121 109L119 107V111ZM86 111H87V109H86ZM136 111L139 113V115H136V113H133ZM151 111L152 110L150 109V112ZM106 112H108V109H106ZM202 112H205L206 114H208L206 111H202ZM108 113H107V115H108ZM212 114H211V116H209V114L206 116L212 117ZM251 114L253 115V112L250 113V115H248L249 117L247 118V121L255 122L253 120L255 118H258V117H255L254 115L251 116ZM254 114H256V113H254ZM54 115H56V114H54ZM126 115H128V114H126ZM132 115H130V117ZM80 117L82 120L89 119L88 111L85 112V110H84L81 113ZM107 118H111V117L109 116ZM109 120H111V119H109ZM194 120H198V119L195 118ZM255 120L258 121V119H255ZM105 121H106V119H105ZM112 121H114V120L112 119L111 122ZM41 122H42V120H41ZM258 122H260V121H258ZM115 123L118 124L117 122H115ZM115 123H114V127H115ZM160 123L163 126L162 130H161V126H159V125H161ZM196 123H198V122L196 121ZM42 125L45 126V124H42ZM97 125H100V124H97ZM255 125H257V124H255ZM119 126L122 127L121 121H120V125H118V126L116 125L117 129L120 128ZM133 126H131V127H133ZM103 127L104 126L101 127L102 129H96L94 131L95 138L97 139V140L94 139V141H98L100 144L106 138L109 137L110 141H112V146H111V148H113L112 150L114 152L117 151L119 153L120 145L123 143L125 144L126 139L127 138L129 139V136H131V135H128L127 137H125L126 138L125 139L124 137H122V135L117 136L116 129L114 127L110 126L109 128H105V130L103 129ZM256 127L257 128L254 130L252 129L251 132L249 131L250 134L244 133V135H248V138L246 136V141H247V139L250 140L249 142H251L252 147L254 148V150L252 149L253 151H255V149L258 150L259 148L263 149V147H264V123H262L261 125L259 124ZM95 128H96V126H95ZM163 128L168 130L169 134L171 135V136H169L170 139L172 137L176 144L172 143L173 145H175L174 147H172L173 145H170L171 143L166 144L168 146L167 147L168 151L167 150L166 151L168 152V154L170 156V157L169 156H167V157L170 158V160H172V159L173 160H172V162L169 161V163H171V165L167 164L168 163L167 161L169 160L168 159L166 161L167 163L165 162V165L163 164V166H161V163L164 161L161 157H163L165 155V153H167V152H163V150L165 151L166 145L165 144L161 145L163 142L166 141V140L164 141V139H166V137L161 136V135H165V134L161 133V132L164 133ZM121 129H124V128H121ZM210 130H213V129L211 128ZM130 131H132V130H130ZM215 131L217 132V130H215ZM211 132H214V131H211ZM119 133H121V131ZM148 133H146V134H148ZM220 133H221V131H220ZM210 134H212V133H210ZM223 134L225 135L226 133L222 132V134H219V135H223ZM92 135H94V134L92 133ZM151 136H150V134H148L147 137H151ZM216 136L219 137L218 135H216ZM225 136H229V135H225ZM234 136H236V134H234ZM239 136H241V135L239 134ZM242 136H241V139H242ZM220 137H222V136H220ZM64 138H66V137H64ZM130 138H133V136ZM137 138L138 137H136L133 140H136ZM139 139H141V138L139 137ZM161 139H163V141ZM223 139H225V138H223ZM173 140H171V142ZM226 140H228V139H226ZM242 140L244 141L245 137ZM83 141H84V139H83ZM86 141H84V142H86ZM84 142H82V143L84 144ZM98 142H97V144H98ZM78 143H79V141H78ZM63 144H64V142L62 140L59 141L58 144L56 143V148L60 152L62 151V148H64ZM87 144H89V143H86L85 145L87 146ZM102 145L103 144H101V146ZM169 145L172 147V149L171 148L169 149ZM126 146H127V144H126ZM138 146L139 145H137V144L133 145L134 152L137 151V152L141 153L140 147H138ZM162 146H164V147H162ZM99 147H97V148H99ZM111 148L109 151H107L109 155H110L109 152H111ZM148 148H147V150H148ZM85 149H87V148L85 147ZM161 149H163V150H161ZM120 150H122V149H120ZM118 153H117V155H118ZM115 154H116V152H115ZM115 154H114V156H115ZM134 154H132V155H134ZM143 154H144L145 160H146L147 157H146L145 153H143ZM143 154L141 153L140 155H143ZM147 154L149 155V151ZM246 154L244 153V155H246ZM248 155H250V154H248ZM134 156H136V155H134ZM252 156H253V154L251 155V157ZM71 157H72V155H71ZM138 157L136 156V159ZM165 157H166V155H165ZM240 157L243 158L244 156H240ZM248 157H250V156H248ZM77 158H79V157H77ZM131 158H132V156H131ZM140 158L141 157H139L138 160H140ZM242 158H239L241 160L236 162V164L233 167L234 170L241 171L242 173H244L243 175H251L252 173H255L254 171L261 172V173H262V171L264 172V165H262V164L259 166H256L255 170L251 169L252 167H250V166H252V164H253L252 161H254V160H252L253 157H252V159L249 158L251 160V163H252V164L250 163L251 165L248 164L249 166H246L247 165L246 163H249V161L246 160L247 162L245 161L246 162L245 163L243 160L244 158L243 159ZM0 159H1L0 160L1 165L3 162L5 163V166L8 165L7 164L8 161H3V159L1 157H0ZM71 159L66 164V166L68 168L74 169L76 174L80 173V172H85L87 184L90 183L89 185H92L91 188L93 187L91 192L88 193L87 198H89V200L96 207L97 206V197H98L99 193L102 191L103 187H96L95 186V183L97 181L95 168L92 169V168H87V167L84 168L82 166H77L75 164L76 162L74 160H71ZM148 160L150 161L152 159L150 158ZM161 160H163V161L161 162ZM23 162H25V159ZM129 162L131 163V161H129ZM140 162L141 163L143 162L142 159ZM137 163L139 164V162H137ZM19 164L20 163H18L17 166L16 165L14 166L13 164H9V167H12V165L14 166V167L10 168L11 169L10 173H13L14 176L16 173L18 174V171L22 172L21 168L20 169L17 168ZM23 164H25V163H23ZM143 164H144V162H143ZM149 164H150V167H153L156 165L155 163H153L155 165H153L151 163H149ZM149 164H147V165H149ZM254 164H256V163H254ZM61 165H63V164H61ZM87 165H89V164H87ZM142 165H140V166H142ZM151 165H153V166H151ZM257 165H258V163H257ZM3 166H4V164L2 166H0L2 168L0 170H3V172L5 173ZM40 166H41V164H40ZM140 166H139V169H140ZM218 166H219V168H218L219 170H224L225 168H227L228 165L223 162V163L219 164ZM9 167H7V168H9ZM36 167H38V166H36ZM148 167L145 165V168H148ZM4 168H6V167H4ZM41 168H42V166H41ZM134 168H135V170L137 169V171H139L138 168H136V167H134ZM134 168H133V170H134ZM39 169H38V171H39ZM63 169H64V167H63ZM196 169H198V171H200L203 174L204 179L202 178L200 180V178H197V174L195 172ZM35 170H33V171H35ZM12 171H14V172H12ZM24 171H26V172L28 171L29 175H31L30 172H32V167H29V165L25 166ZM62 171H65V170H62ZM145 171H147V169ZM150 171H152L151 168H150ZM3 172L1 173L2 175L0 177L4 179ZM44 172H42V173H44ZM65 172L67 174H69L67 171H65ZM34 173H33V175H34ZM24 174H27V173H24ZM136 174H137V172H136ZM148 174H149V171H148ZM153 174H154V172H153ZM7 175H8V173H7ZM47 175H48V173H47ZM140 175L141 174H139V176ZM161 175L158 178L159 182L164 183L162 181L163 179H160ZM69 176H70L69 178L71 179L72 178L71 175H69ZM6 177H7V179L9 178V181L11 182L10 179H12V178H10V176L9 177L6 176ZM74 177H75V175H74ZM74 177L72 178L73 181H74ZM150 177L148 179L151 180ZM177 177H179L180 179ZM66 178H68V177H66ZM134 180H136V179H134ZM73 181H71V183H72L71 185H73L76 188L75 184H73L74 183ZM164 181L166 182L165 178H164ZM168 181H167V183H168ZM146 182H147V179H146ZM150 182L152 183V180ZM155 182L158 184V180L153 181L152 184H154ZM3 183L6 184L5 182H3ZM3 183H1V181H0V264H45L47 262V260H49V257H51L50 249L52 250V247H53V243L51 242L53 236H54L53 242H54V240H56L55 239V237H56L57 241H59V242L61 241L60 244L62 243L63 247L65 246L69 249L68 257H71L74 255V258L71 257V259L73 258L71 260L72 264H108L109 261H111L110 263H113V264H155L154 261H152V263L150 261H148L149 258L147 259V257L152 255V254H156L155 253L156 250L159 251V249H156V247H157L156 244L154 247L153 244H150L151 241L150 242L145 241L143 244H138V245H135L134 247L128 246L127 242L129 241L128 239L132 236V234L133 233L137 234L141 230V228H140L141 226L138 224V220L136 219L137 217L133 216V217H130L128 219H125L124 223H122V225H120L118 223V220H120L119 218H120L121 214L127 212L128 209H130L131 207L135 208V207H133L134 203H135V195H131V193L127 192L128 194H126L125 197H123L121 195L123 199L120 201V198H119L120 194L124 193L122 190L127 191L128 190L127 188L121 190L120 187H119L120 189H116V187H115L116 190L114 191V193H110L112 195L110 196V198H107V202H105V204H104L105 206L99 207L98 208L99 210L97 209L98 210L96 212L97 216H95L94 211L96 209L93 206L92 207L95 210H93V211L89 210L90 213H92L90 215L85 214L84 211L79 207V205L81 203L79 202V196L80 195L78 193H80V192H78V193L76 192L77 194L72 193L73 195L71 194L70 198L67 197V195L70 192V189L68 186L65 187L63 193H61V194L57 193L58 190H56L57 192H55L51 187L49 190H47V194L45 196L42 195L43 193L45 194V192H43V191L41 192L39 190L41 192V193L39 192L40 193L38 195L39 197H37L39 199V202H40L39 206L40 207L43 206L45 209H48L49 212L51 211L52 213L53 212L58 213V215H60L59 212H61V216L55 217V218L59 217V218H57L59 221L57 223V225H58L57 226L56 224H54L55 223L53 220L54 217L52 218L54 213L53 214L50 213V215H52L50 217V215L48 214L49 212L47 213L46 211H44L45 209L41 210L39 208L40 210L38 211V209L34 207L37 210H35V209L31 210L30 209V211H29L25 208L26 212L28 211V213L23 212V209L25 206L24 207L22 206V208H23L22 209V208H20L21 206L19 204L21 201H26V199L29 201V192L30 191L27 190L26 195L25 194H23L25 196L22 195L23 197H25V200H24V198H22L23 200L20 199L21 197H20V195H18L20 197L19 198L20 202H19L17 199L18 196L16 194V193H18L19 190L16 191V193H15L16 196L14 195L15 198H13L12 197L13 195H11V194H14V193H11L9 195L10 192L8 193L7 191H10V190H6L9 187V184H8V187H5V186H3ZM12 183H11V185H12ZM161 183H159V184H161ZM152 184L148 185V187L146 186V188L150 189V191H151V192L149 191L150 193H156L157 186L155 187L156 184L154 186ZM78 185L79 184H77V186ZM80 185H81V183H80ZM83 185H84V183H83ZM227 185L228 184H226V183L220 184V187H221V189L226 190V189H228ZM260 185H263V184H260ZM101 186H104V184ZM106 186L109 187L108 184ZM118 186H121V185H118ZM159 186L161 187V185H159ZM255 187H256V189H259V187H257V186H255ZM214 188H216V190ZM263 188H264V186H260V189H263ZM84 189H86V188H84ZM113 189H114V187H113ZM15 190L16 189H14V191ZM218 190H220V188ZM130 191H131V189H130ZM135 192H136V190H135ZM137 192L139 193L138 190H137ZM102 193H103V191H102ZM157 193H156V195H157ZM19 194H20V192H19ZM158 194H160V193H158ZM106 195L107 194H105V196ZM139 195H140V193H139ZM100 196H101V194H100ZM107 196H109V195H107ZM158 196L159 195H157V198H158ZM163 196H164V194L163 195L161 194V197L159 196V199L161 198V200L164 201L165 199H163ZM89 200H85V201L82 200V201L85 203H86V201H88L87 203H89ZM137 200H136V202L138 203ZM219 201L222 202L223 206H222L221 202H219ZM143 202H144V200L142 197V200L139 202L140 205H143ZM24 203L26 204V202H24ZM24 203L22 205H25ZM85 203H84V205H85ZM98 203H100V202H98ZM91 205L92 204H90V206H88V207L90 208ZM114 206H117L118 209L112 211L111 209H114ZM135 206H137L136 203H135ZM248 206L251 207L250 205H248ZM85 207H87V205ZM165 207H167V206H165ZM252 207H254V204ZM30 208H32V207H30ZM167 208H169V210H170V207H167ZM84 209H86V208H84ZM169 210H168V213H169ZM133 211H134V209H133ZM162 211H164V209H162ZM162 211L160 212V214L164 213ZM86 213H88L87 210H86ZM93 213H94V215H93ZM131 213H132V210H131ZM155 213L151 214V217H153V218L155 217V218L159 219L158 215H156L157 217L155 216ZM160 214H159V216H160ZM243 214H244V216H242ZM252 214H255V213H252ZM134 215H135V213H134ZM256 215H258V214H256ZM94 216L96 217V219L98 221L95 222ZM147 216L148 215H146V217ZM165 217L168 218V216H165ZM165 217L163 215H161V223H159L161 226H164L163 224L166 225V223L168 225V222H166L167 220ZM5 218L7 219V222L4 223L3 220ZM122 218H123V216H122ZM148 220L149 219H147V221ZM97 222H99L100 225L105 223V225L107 226L106 230H108L109 235L112 237L113 241L115 242V245L117 247L116 250L118 249V250H120L119 252L122 253V255L120 256L121 260L118 259L120 261H118V260L116 261L115 252H117V251H115L113 246H112V248H111V246H109L110 242H108L109 244L107 243V238H109V237L107 236V238H106V236L104 235V232H103V234H101L102 230L100 231V229L102 227L100 228V226L98 225ZM145 223H144V225H145ZM153 223H154V221H153ZM159 224H158V226H159ZM101 226H103V225H101ZM106 226H104V227H106ZM170 230L171 229H169V231ZM162 231L164 233V230H162ZM173 232H175V231H173ZM56 233L59 235H56ZM167 233H168V230H167ZM171 233H170V236H173ZM53 234H55L56 236ZM167 235H169V234H167ZM57 236H59V237H57ZM170 236H166V237L170 238ZM203 237H207L206 238L208 241L207 244L208 243L213 244L217 248L216 250H218V252L220 251V257L223 259L222 263L221 262L217 263L216 260H215L216 262L215 261H209V262L207 261L208 257L205 255L206 250L204 251L205 246H203L201 244V242H202L201 239H203ZM21 238H24L26 240L25 245H27L26 251L28 253V256L23 254L21 251L23 249V247H25V245L22 247V245L19 244V240ZM58 238H59V240H58ZM151 240L153 241V238ZM21 241H22V239H21ZM50 242L52 243V245H50L51 244ZM114 242H113V244H114ZM19 245L21 246L22 249L19 247ZM163 245H164V243H163ZM163 245L161 244L160 247L158 246L161 249V253L164 252V250L167 252V254L169 253L168 254L169 256H167V257H165L166 254L163 255V257L166 258V259L162 258V259H164V261H163L164 264H182L184 260L186 262L187 258H191V257L187 256V252H186L187 258L183 259L182 253L184 252V248L182 250L183 252L180 251V249L182 247L181 246L179 247V245L177 247V245H175L174 241L172 243H169V247L167 245L162 247ZM49 246L50 247L52 246V247L50 248ZM65 247L63 249H65ZM67 248H66V250H67ZM113 249H114V251H113ZM154 249H156V250H154ZM162 249H163V251H162ZM23 251H25V250H23ZM85 251L89 252L88 256H85L86 254L84 255ZM62 252H63V250H62ZM59 253H61L60 249H59ZM61 254H59V255H61ZM63 254H64L65 259H67V257H66L67 253H63ZM55 255L57 256L58 254L55 253ZM55 255H52V258L53 257L56 258ZM184 255H185V253H184ZM217 256H219V255H217ZM2 257L4 260H2ZM168 257L170 260L168 259ZM69 260H70V258H69ZM186 264H188V262Z\"/></svg>",
  "mask_w": 264,
  "mask_h": 264
}]
</instances>
